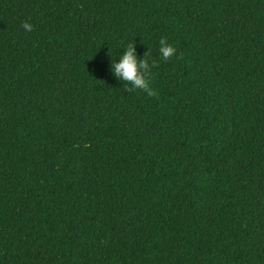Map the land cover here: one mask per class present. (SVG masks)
Returning <instances> with one entry per match:
<instances>
[{
    "label": "trees",
    "instance_id": "1",
    "mask_svg": "<svg viewBox=\"0 0 264 264\" xmlns=\"http://www.w3.org/2000/svg\"><path fill=\"white\" fill-rule=\"evenodd\" d=\"M0 264H264V0H0Z\"/></svg>",
    "mask_w": 264,
    "mask_h": 264
},
{
    "label": "clouds",
    "instance_id": "2",
    "mask_svg": "<svg viewBox=\"0 0 264 264\" xmlns=\"http://www.w3.org/2000/svg\"><path fill=\"white\" fill-rule=\"evenodd\" d=\"M21 26L26 32L35 30V26L27 21L22 22ZM159 45V54L163 60H171L177 55V49L168 42L166 37L159 40ZM150 54L148 51L144 54L143 59L139 58L134 41L128 43L120 55L119 62L112 63L111 68L114 75L123 81L124 85H130V87H125L127 92L140 90L146 93L148 97L158 96V91L152 86V69L157 66V63L156 61L149 62ZM180 58H183V54H180Z\"/></svg>",
    "mask_w": 264,
    "mask_h": 264
}]
</instances>
